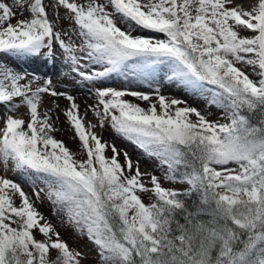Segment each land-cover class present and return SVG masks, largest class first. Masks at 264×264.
<instances>
[{
    "label": "snow or ice",
    "instance_id": "obj_1",
    "mask_svg": "<svg viewBox=\"0 0 264 264\" xmlns=\"http://www.w3.org/2000/svg\"><path fill=\"white\" fill-rule=\"evenodd\" d=\"M0 169V264H264V0H0Z\"/></svg>",
    "mask_w": 264,
    "mask_h": 264
},
{
    "label": "rangeland",
    "instance_id": "obj_2",
    "mask_svg": "<svg viewBox=\"0 0 264 264\" xmlns=\"http://www.w3.org/2000/svg\"><path fill=\"white\" fill-rule=\"evenodd\" d=\"M21 62L23 61H18L17 63L20 64ZM56 78H57L56 76L53 77L54 81H56ZM57 82L60 84L61 87H63L62 82L60 81ZM123 83L124 81L120 78H116L115 80L110 81L111 86L114 87H120ZM70 91L76 97V102L80 105L81 114H83L86 106L92 104V99L89 96L87 89H79L76 87H72L70 88ZM162 91L166 95L171 94L173 96H178L182 99H186L189 104H192L198 108H203L205 106L204 100L202 98H200L198 95L191 94V92H189L188 90H179L175 86L165 83L164 86L162 87ZM50 104L53 108L55 107V104H59L60 109H65L69 105V102L64 98H60L57 100L56 98H51L46 96L42 105V110L48 108ZM142 106H146V105H142ZM23 111L24 110L21 109V113H23ZM208 111L213 114L212 118H215L220 114L219 111L214 107L209 108ZM58 115H59L58 127L60 131L55 133V137L59 140L64 141L66 146L69 147L71 150L78 151V145H79L78 138L76 139L73 138L74 133L70 129L69 124L65 121V117L63 116L62 112L58 113ZM84 119L86 122L87 121H91L93 123L96 122V119L91 112H88V114L84 117ZM95 131H97L98 134H102L104 140L109 141L110 143H114L118 149L126 150L134 161L139 158L141 171L155 170L154 161L148 158L141 149H139L137 146L132 144L130 141H127L126 139L117 136L110 128L108 129L97 128L95 129ZM107 155L111 156L110 150L107 152ZM123 159H124L123 155H121L120 160L122 163H123ZM0 174H3L2 169H0ZM156 174L159 175L160 173L157 172ZM7 175L11 179H17V177L13 175L11 171H9ZM145 179L147 180V177H145ZM164 186L169 187L170 185L167 182H165ZM25 190L27 191L29 189L26 188ZM142 198L145 203L150 202L147 195H142ZM37 206L45 216H47L50 220H52L54 224L57 225L58 230L61 232L62 237L67 241V243L71 248L78 249L82 252H87L89 258L87 261H85V264H94L95 250L93 249L92 245L86 239L78 238L70 227H61L59 221L53 215L51 206L47 202H45L44 204H38Z\"/></svg>",
    "mask_w": 264,
    "mask_h": 264
},
{
    "label": "bare ground",
    "instance_id": "obj_3",
    "mask_svg": "<svg viewBox=\"0 0 264 264\" xmlns=\"http://www.w3.org/2000/svg\"><path fill=\"white\" fill-rule=\"evenodd\" d=\"M20 65L22 66V67H24V68H30L31 67V65H29L27 62H21L20 63ZM57 74H58V71H52L51 72V75L53 76V77H57Z\"/></svg>",
    "mask_w": 264,
    "mask_h": 264
}]
</instances>
